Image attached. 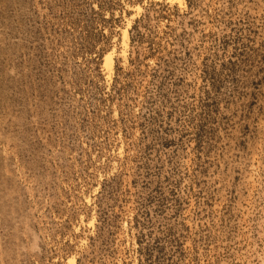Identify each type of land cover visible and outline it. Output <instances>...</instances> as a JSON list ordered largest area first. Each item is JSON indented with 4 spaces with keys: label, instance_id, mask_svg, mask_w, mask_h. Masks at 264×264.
<instances>
[{
    "label": "rangeland",
    "instance_id": "1",
    "mask_svg": "<svg viewBox=\"0 0 264 264\" xmlns=\"http://www.w3.org/2000/svg\"><path fill=\"white\" fill-rule=\"evenodd\" d=\"M0 264H264V0H0Z\"/></svg>",
    "mask_w": 264,
    "mask_h": 264
},
{
    "label": "bare ground",
    "instance_id": "2",
    "mask_svg": "<svg viewBox=\"0 0 264 264\" xmlns=\"http://www.w3.org/2000/svg\"><path fill=\"white\" fill-rule=\"evenodd\" d=\"M128 39H129L128 31L125 30L123 31V42L126 43ZM105 65L108 68V70L112 69L113 61L110 54L105 57Z\"/></svg>",
    "mask_w": 264,
    "mask_h": 264
}]
</instances>
